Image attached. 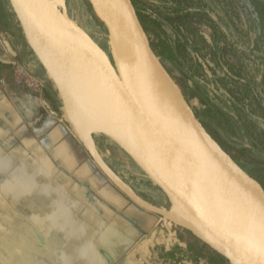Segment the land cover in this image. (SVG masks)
I'll return each mask as SVG.
<instances>
[{"label": "water", "instance_id": "95a60500", "mask_svg": "<svg viewBox=\"0 0 264 264\" xmlns=\"http://www.w3.org/2000/svg\"><path fill=\"white\" fill-rule=\"evenodd\" d=\"M84 1L106 30L107 49L70 15L67 0H8L64 120L113 184L163 217L171 234L175 227L189 231L229 264H264V183L197 114L134 1ZM102 141L139 167L166 202L152 201L123 177Z\"/></svg>", "mask_w": 264, "mask_h": 264}, {"label": "crops", "instance_id": "0c3cea01", "mask_svg": "<svg viewBox=\"0 0 264 264\" xmlns=\"http://www.w3.org/2000/svg\"><path fill=\"white\" fill-rule=\"evenodd\" d=\"M15 21L0 27V264H195L178 261L175 249L205 254L206 245L181 227L171 234L163 217L113 184L62 117L46 77L38 76L41 91L15 81L26 50ZM112 166L144 196L166 202L154 199L149 181Z\"/></svg>", "mask_w": 264, "mask_h": 264}, {"label": "trees", "instance_id": "16d2710c", "mask_svg": "<svg viewBox=\"0 0 264 264\" xmlns=\"http://www.w3.org/2000/svg\"><path fill=\"white\" fill-rule=\"evenodd\" d=\"M133 1L153 47L170 71L183 80L187 96L197 102L199 116L218 139L223 136L227 140V145L242 154L254 152L258 159L241 163L264 183V0ZM86 5L90 8L89 4L83 8ZM88 13L95 26L106 31L92 12ZM11 15L14 17L8 0H0V27L13 29L9 22L15 17ZM101 45L107 49L106 37ZM24 46L20 58L24 66L32 74L46 77L40 65L38 69L29 65L28 53L34 57L26 43ZM229 55L238 62H232ZM101 146L118 157L114 145L102 141ZM110 163L162 192L136 165L130 169L122 159ZM186 250L180 246L175 249L177 260L185 256L200 264L201 249Z\"/></svg>", "mask_w": 264, "mask_h": 264}, {"label": "flooded vegetation", "instance_id": "af4514ba", "mask_svg": "<svg viewBox=\"0 0 264 264\" xmlns=\"http://www.w3.org/2000/svg\"><path fill=\"white\" fill-rule=\"evenodd\" d=\"M67 1L71 4V7L69 8L70 15L74 17L75 19H77V21H79V23L82 24L87 30H90V33L92 34V36L100 42L101 34L103 33V30L102 28L95 26L94 22H92V19H90L88 15L89 14L88 11L90 12L89 7L86 5V8H83V5L86 3L83 0H67ZM82 17L84 21L86 19L88 23L83 22L81 19ZM27 62L29 63L30 66H34L35 69L37 68L36 67L37 63L35 62L34 59L31 58V55L27 56ZM113 158H114V161L116 162L119 161L120 159L123 160L120 153L118 157L116 158L113 157ZM151 194L154 197V199H157L158 201H160L162 198L165 200L166 198L164 193L160 191L153 192Z\"/></svg>", "mask_w": 264, "mask_h": 264}, {"label": "rangeland", "instance_id": "374dc122", "mask_svg": "<svg viewBox=\"0 0 264 264\" xmlns=\"http://www.w3.org/2000/svg\"><path fill=\"white\" fill-rule=\"evenodd\" d=\"M85 3L87 4V2H85ZM89 9H90V12H92V9L91 8H89ZM81 19L83 22L88 23V21L86 19L84 21L83 17ZM200 26L205 28V25H203V24H200ZM176 78L180 82L182 87L185 89V85H184L183 80L179 76H176ZM192 101H194V100L192 99ZM221 143L224 144L226 146V148L240 161L258 159L256 157V155L254 154V152H252V151L246 152L247 154H242L241 152H238L237 149L233 148L230 145H227L226 142L221 141ZM205 247H206V253L203 254V256H202V260H201L202 264H229L225 258H223L221 255H219L215 251H213L210 247H208V246H205Z\"/></svg>", "mask_w": 264, "mask_h": 264}, {"label": "built area", "instance_id": "2783aa9c", "mask_svg": "<svg viewBox=\"0 0 264 264\" xmlns=\"http://www.w3.org/2000/svg\"><path fill=\"white\" fill-rule=\"evenodd\" d=\"M14 78L17 83H22L32 88L34 91L42 90V82L38 76L29 72V70L21 64L14 67Z\"/></svg>", "mask_w": 264, "mask_h": 264}]
</instances>
